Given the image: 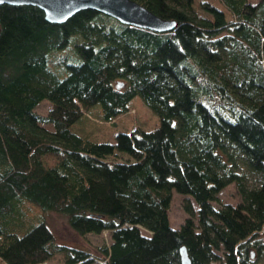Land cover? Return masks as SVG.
<instances>
[{"label": "trees", "instance_id": "16d2710c", "mask_svg": "<svg viewBox=\"0 0 264 264\" xmlns=\"http://www.w3.org/2000/svg\"><path fill=\"white\" fill-rule=\"evenodd\" d=\"M137 1L176 26L0 4L2 262L182 264L186 246L193 264H264V0ZM137 95L153 128L115 142L74 128L97 104L103 120L126 114ZM233 182L240 200L217 205ZM173 189L198 203L178 228ZM48 214L109 238L94 252L59 242Z\"/></svg>", "mask_w": 264, "mask_h": 264}, {"label": "rangeland", "instance_id": "374dc122", "mask_svg": "<svg viewBox=\"0 0 264 264\" xmlns=\"http://www.w3.org/2000/svg\"><path fill=\"white\" fill-rule=\"evenodd\" d=\"M206 4H211L225 10L224 5L218 0H194V6L197 10H201ZM227 17H230L229 13H227ZM44 101L45 102L42 103V106L40 105L39 109L42 112H47L52 105L50 101ZM100 114L101 106L100 104H97L89 111H86L82 120L75 124L74 128L89 135L94 140L115 142L116 133L121 130H127L128 128L137 125L144 129H151L159 122L158 115L139 95L132 100L130 110L126 114H123L112 121L103 120ZM43 160L46 165L50 166L56 162L57 158L53 154H46L43 157ZM240 198L241 197L236 190V185L233 182L225 186L219 192V198L216 204L221 205L224 202L235 204ZM188 199H190L195 210H197L198 203L191 195L179 193L175 189L172 190V199L169 208V220L172 227L178 228L186 216L190 214L184 205ZM46 220L51 229L55 232L57 241L87 248L93 252L98 244L109 238L107 230L100 234L88 233L84 236L79 235L69 226L66 219L58 214H48ZM0 264L6 263L0 260Z\"/></svg>", "mask_w": 264, "mask_h": 264}, {"label": "water", "instance_id": "95a60500", "mask_svg": "<svg viewBox=\"0 0 264 264\" xmlns=\"http://www.w3.org/2000/svg\"><path fill=\"white\" fill-rule=\"evenodd\" d=\"M2 3L37 5L51 22H64L81 9L92 8L122 22L157 31L172 30L177 24L175 19L161 17L137 0H0ZM180 255L182 264H193L186 246L180 248Z\"/></svg>", "mask_w": 264, "mask_h": 264}]
</instances>
